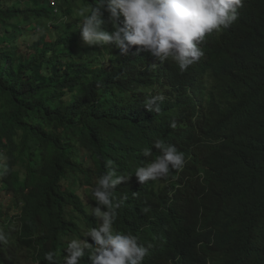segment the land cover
<instances>
[{
  "label": "trees",
  "instance_id": "trees-1",
  "mask_svg": "<svg viewBox=\"0 0 264 264\" xmlns=\"http://www.w3.org/2000/svg\"><path fill=\"white\" fill-rule=\"evenodd\" d=\"M95 4L0 0V264H49L48 252L65 264L68 243L98 227L92 193L108 171L132 176L113 191L114 230L148 248L144 264H264V0H242L186 71L132 68L137 104L121 96L124 58L102 63L82 41L79 13ZM156 88L160 114L144 108ZM157 139L185 167L141 185Z\"/></svg>",
  "mask_w": 264,
  "mask_h": 264
},
{
  "label": "clouds",
  "instance_id": "clouds-1",
  "mask_svg": "<svg viewBox=\"0 0 264 264\" xmlns=\"http://www.w3.org/2000/svg\"><path fill=\"white\" fill-rule=\"evenodd\" d=\"M241 6L242 0H96L87 14L83 10L79 13L82 20L78 27L82 41L96 49V55L105 51L102 63H109L116 54L124 58L126 76L121 80V96L126 102L137 104L133 100L142 91L132 68L138 70L150 64L155 67L157 63L171 61L181 72L186 71L203 56L200 45L206 37L231 26L238 19ZM105 12L111 31L104 27ZM146 95L144 108L148 111L160 114L162 105L166 111L170 109L164 90L149 89ZM170 127L175 129L176 122L172 121ZM153 147L161 154L135 169L134 176L141 185L167 179L170 172H180L185 167V155L159 139L151 148L143 149V156L152 157ZM3 172H7L6 167ZM131 178L108 171L97 179L92 193L96 206L91 214L97 218L98 227L84 233L86 239H72L68 243L65 264H79L86 254L90 264H144L148 248L136 236L114 230L117 209L123 201L114 202L113 191ZM6 243L5 234L0 232V244ZM54 255L48 252L45 260L54 264Z\"/></svg>",
  "mask_w": 264,
  "mask_h": 264
},
{
  "label": "rangeland",
  "instance_id": "rangeland-1",
  "mask_svg": "<svg viewBox=\"0 0 264 264\" xmlns=\"http://www.w3.org/2000/svg\"><path fill=\"white\" fill-rule=\"evenodd\" d=\"M24 262L27 264V262L24 260Z\"/></svg>",
  "mask_w": 264,
  "mask_h": 264
}]
</instances>
